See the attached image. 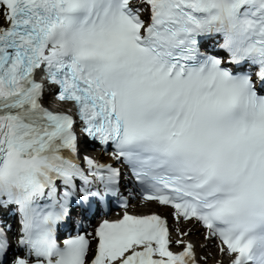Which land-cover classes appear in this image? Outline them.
I'll return each mask as SVG.
<instances>
[{
	"label": "snow or ice",
	"instance_id": "obj_1",
	"mask_svg": "<svg viewBox=\"0 0 264 264\" xmlns=\"http://www.w3.org/2000/svg\"><path fill=\"white\" fill-rule=\"evenodd\" d=\"M0 264H264V0H0Z\"/></svg>",
	"mask_w": 264,
	"mask_h": 264
},
{
	"label": "bare ground",
	"instance_id": "obj_2",
	"mask_svg": "<svg viewBox=\"0 0 264 264\" xmlns=\"http://www.w3.org/2000/svg\"><path fill=\"white\" fill-rule=\"evenodd\" d=\"M131 209L134 210V211H138V212L144 210L143 208H140V207L138 208L137 206L136 207H132L131 206ZM189 238L193 239V240H199V237L197 235H195V233L192 236H190Z\"/></svg>",
	"mask_w": 264,
	"mask_h": 264
}]
</instances>
